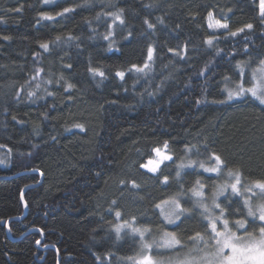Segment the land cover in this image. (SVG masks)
I'll list each match as a JSON object with an SVG mask.
<instances>
[{
    "label": "trees",
    "instance_id": "trees-1",
    "mask_svg": "<svg viewBox=\"0 0 264 264\" xmlns=\"http://www.w3.org/2000/svg\"><path fill=\"white\" fill-rule=\"evenodd\" d=\"M65 8L73 11L58 15ZM109 12L124 24L109 28ZM209 13L229 29L212 33ZM0 18V264H134L164 230L188 243L204 230L188 190L201 180L211 205L227 177L198 167L177 177L182 160L209 165L207 154L186 155L185 145L207 144L245 183L264 180V105L251 96L227 100L224 88L238 82V62L251 72L264 59L259 0H0ZM146 62L144 72L133 68ZM165 141L175 163L155 174L141 168ZM38 182L24 191L25 216L14 219L24 212L23 188ZM180 192L190 211L168 225L155 205ZM217 202L236 213L230 220L246 213L229 190ZM133 218L151 229L143 241L114 231Z\"/></svg>",
    "mask_w": 264,
    "mask_h": 264
},
{
    "label": "snow or ice",
    "instance_id": "snow-or-ice-1",
    "mask_svg": "<svg viewBox=\"0 0 264 264\" xmlns=\"http://www.w3.org/2000/svg\"><path fill=\"white\" fill-rule=\"evenodd\" d=\"M47 2V0H46ZM19 11V9H16ZM73 11V9L65 8L63 13ZM123 10L121 9L120 12ZM120 12H109L106 15L113 17L111 28L117 21L120 24H124V20L120 15ZM260 15L264 17V0H260ZM47 19H52L51 16H46ZM99 18V17H98ZM2 19V18H0ZM208 27L212 29H229L227 23H221L219 20H213L212 13L208 16ZM145 23L149 28H153L154 25L145 20ZM252 24H247L244 28L251 29ZM244 28H239L235 32H231L232 36H235L237 32L244 31ZM114 35V32L109 31L103 38L108 40ZM7 39V37H6ZM57 39H60L57 37ZM215 37H211L207 40L209 45L212 44ZM111 43L109 47L111 48ZM40 47L46 51L49 48L48 43H41ZM171 50V49H170ZM154 49L150 46L148 48L147 57L148 61L153 59ZM149 64L146 62L143 67H137L133 65V68L137 72H144ZM245 64L238 62L237 76L238 82L235 89L227 90V100H233L242 98L245 96H251L264 105V59L259 61V66L253 68L250 73L246 72ZM42 69H38L36 75L38 76ZM95 75L104 77V72L99 69H89ZM131 71V69H130ZM117 76L123 79L125 73L117 72ZM35 79V77H33ZM226 80H231L230 77H226ZM51 83V81H49ZM40 85L37 84V87ZM73 87L71 84L68 88ZM51 95V93H49ZM35 95L34 92H29V96ZM226 101H221V103ZM81 127V125H77ZM0 147H3L0 145ZM163 148L165 151H161L160 148H154L153 152L155 157L150 158L147 163L140 165L141 168L147 169L148 172L157 173L160 171L161 165L165 161H171L175 163L172 155L167 154L168 143L165 141ZM185 154L192 153L196 156H204L207 154L206 159L209 161V165H206L204 161L189 159L187 163L183 160L177 164L176 175L179 177L185 169H195L198 167L203 169L205 173L215 174L217 179L226 176L227 179L216 185V191L211 195V205L207 203L208 196L206 194V185L197 179L192 188L188 191L191 193V198L194 200L196 207L201 209L202 223L204 224L203 232L197 231L193 235L187 237L188 243H185L174 231H162L159 241L153 240L152 242H144L142 245V251H152L156 248L157 257L152 255H142L140 259L135 260L134 264H264V180H255L250 184H245V178L240 169L229 168L228 162L220 154L212 151L209 152L207 144L204 145L203 151L197 145H185ZM3 163V161H0ZM212 177L210 176L209 179ZM168 177L164 176L163 183H168ZM133 187H138L135 181L132 182ZM231 190V193L235 196L241 197L243 202V209H246V213H241L242 218L230 220V215H236V213H227L225 208L221 207L218 203L220 196L224 195L227 190ZM184 193H177L175 197L170 200H163L156 204L155 207L160 210L161 215L164 217V221L167 224H175L181 220L189 209L182 207L179 197ZM227 199V197H226ZM115 203V201H113ZM165 206H168L171 211H166ZM216 210H219L217 213ZM239 211V210H238ZM117 220L121 218V212L115 213ZM135 218L133 222L129 223L124 221L123 223H116L114 231L117 237L120 236L123 229H130L133 233L139 234L141 240L145 239V234L150 233L151 229L148 227L139 228L135 227ZM39 244L40 242L37 241ZM163 250V251H159ZM132 259V258H129Z\"/></svg>",
    "mask_w": 264,
    "mask_h": 264
},
{
    "label": "rangeland",
    "instance_id": "rangeland-1",
    "mask_svg": "<svg viewBox=\"0 0 264 264\" xmlns=\"http://www.w3.org/2000/svg\"><path fill=\"white\" fill-rule=\"evenodd\" d=\"M259 7H260V0H259ZM209 16V15H208ZM208 16H207V26H208V24H209V19H208ZM213 20L215 21V20H218V19H216L214 16H213ZM220 21V20H219ZM221 23H225V22H222V21H220ZM209 28V27H208ZM209 30L212 32V33H216V32H220V31H224L225 29H212V28H209ZM258 67V66H257ZM248 73H250V71H248ZM235 87H236V84L234 85V86H229V85H226L224 88H225V92H226V99H227V90L228 89H235ZM160 149H161V151L163 152V151H165L164 150V148H163V146L162 147H160ZM167 154H169V152H168V150H167ZM170 155V154H169ZM153 157H155V153H153ZM152 157V158H153ZM148 161V160H147ZM147 161H146V163H147ZM145 169V168H144ZM145 170H147V169H145ZM151 173V172H150ZM154 174V173H153ZM245 184H250V183H245ZM216 191V190H215ZM229 191H230V193H231V190L229 189ZM232 194V193H231ZM241 204L243 205V202H242V198H241ZM165 209H166V211H171V209L168 207V206H165ZM160 211V210H159ZM245 211H246V209H245ZM216 212L218 213L219 211H217L216 210ZM161 214V213H160ZM162 216V215H161ZM162 219L164 220V217L162 216ZM165 222V221H164ZM166 223V222H165ZM167 224V223H166ZM168 225H172V224H168ZM162 235V234H161ZM160 235V236H161ZM159 239H160V237L156 240V241H159ZM143 255H151V254H149V251L148 250H144V253H143Z\"/></svg>",
    "mask_w": 264,
    "mask_h": 264
},
{
    "label": "water",
    "instance_id": "water-1",
    "mask_svg": "<svg viewBox=\"0 0 264 264\" xmlns=\"http://www.w3.org/2000/svg\"><path fill=\"white\" fill-rule=\"evenodd\" d=\"M32 171L35 172V170H31V171H28V172H32ZM41 177H42V176H41ZM39 182H40V181H39ZM39 182H38L37 184H34V185H28V186H26V187L23 188L22 193H21V200H22L23 205H24V212H23V214H22L21 216L16 217V218H14V219H18V220H20L22 217L25 216V213H26V211H27V206H26V203H25L24 198H23V194H24L25 189L28 188V187H32V186H37V185L39 184ZM6 228H7V234L9 235L8 224H6ZM30 231H31V230H30ZM26 233H28V232H26ZM39 242H41V240H39Z\"/></svg>",
    "mask_w": 264,
    "mask_h": 264
}]
</instances>
